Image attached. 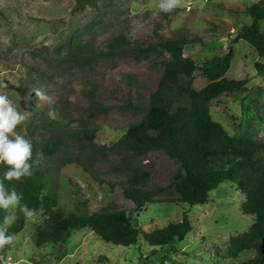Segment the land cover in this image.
<instances>
[{
	"label": "rangeland",
	"instance_id": "rangeland-1",
	"mask_svg": "<svg viewBox=\"0 0 264 264\" xmlns=\"http://www.w3.org/2000/svg\"><path fill=\"white\" fill-rule=\"evenodd\" d=\"M258 1L182 0L180 7L164 13L159 0H0V94L27 116L16 131L36 141L53 133L42 125L38 113L41 103L52 105L39 100L37 89L56 102H66L74 120H86L91 111L96 114L92 142L68 140L44 161L60 171L58 204L72 210L80 202L85 205L80 209L90 212L109 205L123 207L134 224L146 230L179 222L186 213L193 225L185 239L164 246L151 245L143 237L129 246L108 242L89 226L75 230L65 243L39 246L37 227L45 218L39 210L21 231L13 230L14 223L7 227L15 240L0 249V258L8 264H239L253 257L254 250L229 255L230 238L249 231L255 220L242 210L243 188L230 180L212 190L207 202L195 205L156 201L139 209L125 196L127 173L121 167L125 152L118 146L129 125L142 117L140 108L128 102L142 107L158 87L164 55L150 52L110 59L105 50L120 36L147 46L161 36L183 34L188 38L185 54L203 64L228 52L241 27L252 21L249 7ZM78 40L104 55L84 65L70 63L65 54ZM234 49L227 75L247 79V88L215 99L211 115L233 136L264 140V69L257 65L264 64V57L244 39ZM205 83L196 77V87ZM89 93H94L95 101ZM141 164L150 172L147 187L159 192V199L176 196L169 186L180 165L174 158L157 149L142 157Z\"/></svg>",
	"mask_w": 264,
	"mask_h": 264
},
{
	"label": "trees",
	"instance_id": "trees-1",
	"mask_svg": "<svg viewBox=\"0 0 264 264\" xmlns=\"http://www.w3.org/2000/svg\"><path fill=\"white\" fill-rule=\"evenodd\" d=\"M253 16L250 23L244 24L232 39L230 49L223 55L214 56L199 64L185 54V35L161 36L160 40L143 46V42L133 43L125 36L112 40L105 50V56L113 59L116 55H146L157 52L164 55L165 70L158 87L147 97L142 107L129 101L128 104L142 111V117L132 122L119 143L125 155L121 167L127 173L123 191L140 209L150 202H187L192 205L205 203L210 193L221 183L230 180L243 188L246 198L242 210L255 216L249 231L230 238L229 255L237 257L242 251L254 250L255 255L239 264H264V140L250 136H233L225 126L213 119L211 103L226 93L247 88V79L230 78L227 73L234 57V46L244 39L255 47L259 56L264 57V1L249 7ZM168 53L169 55H166ZM89 44L78 40L72 43L65 58L69 62L91 63L99 56ZM260 69L264 64L257 63ZM205 79L202 87L195 86L197 76ZM31 94H35L32 89ZM95 101L94 93H89ZM97 107V104H93ZM59 115L49 119V108L40 104L38 113L44 127L54 133L43 141L28 138L33 144V153L42 151L44 160L33 166V175L22 181H5L7 188L15 187L23 193L21 203H26L36 212L44 215L43 224L37 227V244L65 243L73 232L89 226L108 242L122 245L137 243L143 237L151 245H169L183 240L193 228L186 213L179 222L146 230L133 222L128 209L118 206H105L96 211L80 209V202L72 208L58 204L60 171L51 170L44 161L56 155L67 145L68 140L92 142L96 134V114L91 111L86 120H74L66 102H56ZM62 133V136H56ZM165 150L180 165L169 186L176 190L171 199H159L157 191L147 187L150 172L142 166V157L151 151ZM7 170L0 165V179ZM5 212L0 210V224ZM17 219L13 224L15 232L21 231L27 221L17 209ZM5 261L0 258V264Z\"/></svg>",
	"mask_w": 264,
	"mask_h": 264
},
{
	"label": "clouds",
	"instance_id": "clouds-1",
	"mask_svg": "<svg viewBox=\"0 0 264 264\" xmlns=\"http://www.w3.org/2000/svg\"><path fill=\"white\" fill-rule=\"evenodd\" d=\"M182 0H159L158 8L161 12L171 13L181 6ZM36 96L39 100H45L51 105H55V99L47 96L43 91L37 89ZM58 111L50 107L48 111L49 119L58 118ZM27 119V116L18 111L6 94H0V165H5L7 170L0 179V210L5 212L3 222L0 224V249L6 245L13 244L14 234H8L6 229L17 219L15 210L18 209L23 214L26 221L32 220L36 215V210L29 208L26 203H21L23 193H20L13 186L7 188L5 181H22L25 177L33 175V166L39 165L44 160L42 151L33 153L31 140L19 134L16 129ZM8 264V262H5Z\"/></svg>",
	"mask_w": 264,
	"mask_h": 264
}]
</instances>
